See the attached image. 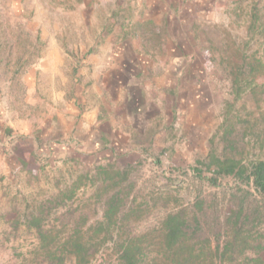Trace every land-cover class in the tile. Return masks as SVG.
Returning a JSON list of instances; mask_svg holds the SVG:
<instances>
[{
  "label": "rangeland",
  "instance_id": "374dc122",
  "mask_svg": "<svg viewBox=\"0 0 264 264\" xmlns=\"http://www.w3.org/2000/svg\"><path fill=\"white\" fill-rule=\"evenodd\" d=\"M254 12L264 22V0H0V264H51L33 216L62 240L102 222L100 182L64 197L100 166L130 173L132 235L236 187L212 186L217 168L199 162L213 147L223 155L227 117H239L245 143L264 129V75L237 96L230 74L238 49L264 60ZM82 117L98 131L93 147L60 135ZM51 144L61 157L48 158ZM253 147L244 163L264 160ZM117 240L90 264H117Z\"/></svg>",
  "mask_w": 264,
  "mask_h": 264
},
{
  "label": "trees",
  "instance_id": "16d2710c",
  "mask_svg": "<svg viewBox=\"0 0 264 264\" xmlns=\"http://www.w3.org/2000/svg\"><path fill=\"white\" fill-rule=\"evenodd\" d=\"M249 29L253 31L252 38L258 34L264 36V22L256 12ZM236 58L241 64L231 63L230 74L236 94L240 96L251 79L264 75V60L240 49L236 51ZM238 118L227 117L221 127L223 155L213 147L207 162H199L202 166L217 168V173L207 179L212 186H219L220 180L232 177L238 183L236 187L222 195L199 196L192 206L166 215L159 228L132 235L123 233L133 214L128 208L133 189V185L127 184L129 171L116 169L115 165L97 167L91 179L89 175L79 177L64 197L71 200L84 179L93 184L100 182L97 196L106 197L102 222L85 233L77 227L62 240L59 233L44 230V217L33 216L28 221L29 229L37 230L51 264H63L65 254L73 258L75 264H90L114 239L115 233L118 236L117 264H264L261 257L264 251V160L244 163L239 158L251 145H259L261 152L264 151V129L255 131L253 141L249 139L245 143L247 134L240 137ZM248 130L249 127L246 132ZM195 170L199 178H203V170ZM40 213L42 216L43 211Z\"/></svg>",
  "mask_w": 264,
  "mask_h": 264
},
{
  "label": "crops",
  "instance_id": "0c3cea01",
  "mask_svg": "<svg viewBox=\"0 0 264 264\" xmlns=\"http://www.w3.org/2000/svg\"><path fill=\"white\" fill-rule=\"evenodd\" d=\"M62 122H65V121L62 120ZM93 122L95 123L96 121L94 120ZM84 125H85V122H84V118H83L81 121V124H80V131L78 130V131L74 132L73 131L74 128H71V129L66 128V129H63L64 131H60V135H63L65 138L76 139V141H78L76 143H79L83 147L84 146L93 147L94 143L96 142L95 135H96V132H98V131H94L93 127L89 128L87 130H84ZM53 128H55V127H53ZM53 131H55V130H51L50 132H52V134H53ZM54 135H52V137ZM55 146H59V145H57V144L56 145H53V144L50 145V147H51V149L49 150L50 154H48V158H51L52 160L57 159L56 155L60 156V154L58 153V149H56Z\"/></svg>",
  "mask_w": 264,
  "mask_h": 264
}]
</instances>
